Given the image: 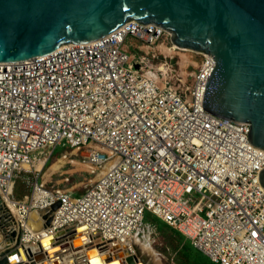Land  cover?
Listing matches in <instances>:
<instances>
[{"label": "built area", "instance_id": "1", "mask_svg": "<svg viewBox=\"0 0 264 264\" xmlns=\"http://www.w3.org/2000/svg\"><path fill=\"white\" fill-rule=\"evenodd\" d=\"M173 46L172 32L132 21L98 43L0 63V193L59 148L98 174L81 195L36 181L30 198L13 201L8 253L38 262L28 245L55 234L73 246L85 227L90 243L118 252L140 238L150 213L215 264H264V150L249 143V124L201 105L212 57L192 51L201 62L189 82L173 73ZM57 202L46 230L23 224Z\"/></svg>", "mask_w": 264, "mask_h": 264}, {"label": "water", "instance_id": "2", "mask_svg": "<svg viewBox=\"0 0 264 264\" xmlns=\"http://www.w3.org/2000/svg\"><path fill=\"white\" fill-rule=\"evenodd\" d=\"M132 21L172 32L179 49L210 55L216 65L201 105L249 124V143L264 150V0H0V63L98 43ZM258 178L264 188V168ZM60 206L33 212L29 223L40 216L50 226ZM2 219L14 222L0 203ZM4 254L0 264H9Z\"/></svg>", "mask_w": 264, "mask_h": 264}, {"label": "rangeland", "instance_id": "3", "mask_svg": "<svg viewBox=\"0 0 264 264\" xmlns=\"http://www.w3.org/2000/svg\"><path fill=\"white\" fill-rule=\"evenodd\" d=\"M175 52L179 54L171 53L174 58L173 64L176 70L173 71V73L175 74V72H178L181 74L182 72L184 74H182V76L188 78V81L190 82L188 76L198 68L201 62V57L199 54L193 52ZM41 157L44 158V156ZM38 159H40V157ZM56 164L60 165V167L51 169ZM97 176V173L92 172L83 164V156L81 154H78L77 152L74 153V151L69 148H59L53 153L46 168H44L42 172L40 171L36 175L29 176L28 180L19 178L15 182L14 189L12 188L10 194L6 197L11 201H24L26 200V197L30 198L32 186L36 181L38 183H46L47 187L50 189L62 188L75 195H81L91 188L92 184L97 179ZM36 177L37 179L35 180ZM2 194L0 193V203L3 207L6 206L10 211V208L5 204L6 200L3 198L5 195ZM4 220L5 219L0 220V226L1 224L6 226ZM156 221L157 219L154 216L149 215L148 220L146 216V220L141 226L142 229L139 234L140 238L137 239L138 244L142 242L150 243L151 247L161 259L160 264H189L190 260L185 257L183 253L184 249H182L183 243L186 240L183 239L181 241L179 235L171 228L157 227L155 224ZM5 234L6 233H4L0 227V236L3 238ZM10 237H12L11 234ZM15 242L16 240L13 241L14 244ZM70 248L71 247L68 246L67 249L70 251ZM4 253L6 254V251ZM80 256H82V254H78L76 258Z\"/></svg>", "mask_w": 264, "mask_h": 264}, {"label": "bare ground", "instance_id": "4", "mask_svg": "<svg viewBox=\"0 0 264 264\" xmlns=\"http://www.w3.org/2000/svg\"><path fill=\"white\" fill-rule=\"evenodd\" d=\"M172 50L179 52H192L188 49H178L175 45L171 51ZM181 74L183 73L181 72ZM46 154H50V151H48ZM46 161L47 160L44 158L38 159L35 164L36 170L42 172L44 168H46L43 167L44 164H46ZM56 167L59 168L60 165L56 164L51 169ZM6 196V194L3 196L6 200L5 204L10 208L9 212L11 214L12 220L14 219L13 223L16 224L19 218V211L16 210L13 201L9 200ZM32 213L33 211L30 212L28 219H30ZM35 221L38 222L39 218ZM29 222L27 220V222L24 221L23 224L25 226L28 224V227L33 232L47 229V227L43 228L42 221L37 224ZM0 227L2 228L3 232L6 233L3 238L0 236V256L6 251L9 264H27L23 262V260H26V256L23 253H20V255H16L15 252L7 253L8 245L15 241V237L12 236L10 239H8L6 235H9L12 232L14 226L1 225ZM85 231L86 227L79 229L80 235L79 237L74 238L72 242L73 246L70 244L65 246L62 244H56V242H54L56 240L55 234L43 236L40 239L42 242L39 244V246L36 244L28 245L29 247H32V249L29 248L30 252L33 251L34 253H39L38 262L31 264H160L161 262V259L148 242H142L138 244V240H136L134 244H127L118 252L112 253L108 249L100 250L96 245L93 244V242L90 243L91 238ZM68 246L73 247V249L69 251V249H67ZM82 248L84 250L80 251ZM78 254H82V256L76 258Z\"/></svg>", "mask_w": 264, "mask_h": 264}, {"label": "trees", "instance_id": "5", "mask_svg": "<svg viewBox=\"0 0 264 264\" xmlns=\"http://www.w3.org/2000/svg\"><path fill=\"white\" fill-rule=\"evenodd\" d=\"M149 215H151V214L150 213L147 214V220L149 219ZM151 216H153V215H151ZM155 224L159 228H162V227L169 228L166 224H164L159 219H157ZM173 231L179 235V238L181 241L183 239H185L179 232H177L175 230H173ZM182 249H184L183 253H184L185 257H187L190 260V262H192V263L189 262V264H213L204 255H202L199 251H197L195 248H193V246L188 241H185L183 243Z\"/></svg>", "mask_w": 264, "mask_h": 264}, {"label": "crops", "instance_id": "6", "mask_svg": "<svg viewBox=\"0 0 264 264\" xmlns=\"http://www.w3.org/2000/svg\"><path fill=\"white\" fill-rule=\"evenodd\" d=\"M49 155L50 154H46V155H44V159H46V160H48V157H49ZM40 158H43V157H40ZM186 240V239H185ZM186 241H188V240H186ZM188 242H190V241H188ZM191 244V243H190ZM192 245V244H191ZM193 248H195V247H193ZM196 249V248H195ZM197 250V249H196ZM197 251H199V250H197ZM200 252V251H199ZM202 255H204L202 252H200ZM205 256V255H204ZM206 257V256H205ZM207 258V257H206ZM208 259V258H207ZM209 260V259H208ZM210 261V260H209ZM211 262V261H210ZM213 263V262H212ZM213 264H215V263H213Z\"/></svg>", "mask_w": 264, "mask_h": 264}]
</instances>
